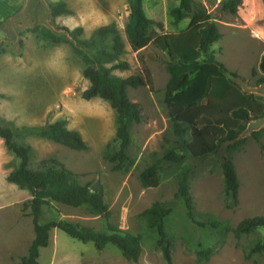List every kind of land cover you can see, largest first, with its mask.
I'll use <instances>...</instances> for the list:
<instances>
[{"label": "rangeland", "instance_id": "374dc122", "mask_svg": "<svg viewBox=\"0 0 264 264\" xmlns=\"http://www.w3.org/2000/svg\"><path fill=\"white\" fill-rule=\"evenodd\" d=\"M195 1L215 17L222 34L213 46L218 60L240 77L244 92L264 97V87L256 86L263 75L259 72L254 76L264 53V2L242 0L234 16L223 11L225 0ZM59 2H65L73 15L53 17L51 6ZM4 4L1 13L6 14L10 7L11 15L2 20L0 27V125L15 133L18 144L32 147L33 170L46 159L61 161L82 184L101 183L110 209V217L104 218L86 209L54 204L45 209L41 223L63 220L98 233L116 230L140 237L142 244L141 256L133 262L113 245L98 252L93 243L85 244L53 230L49 246L40 252L39 264H168L157 231L141 217L155 202L172 208L165 220L170 264H264V253L251 254V249L264 239V228L240 238L228 230L245 219L264 216V134L257 143L252 133H246L241 147L227 143L220 155L204 161L189 155L190 133L184 138L175 134L165 104L170 80L166 64L171 56L167 36L186 27V23H176L170 16L168 0H144L145 11L154 23L153 41L140 52L132 50L125 33L131 0H6ZM111 24L124 43L120 59L130 65L129 70H113L112 75L128 78L146 68L154 81V91L148 87L128 90L129 99L141 107L145 121L132 128L131 167L127 171H115L114 165L104 160L108 149L117 148L118 116L105 100L83 99L89 82L83 75L85 64L74 47L42 41L34 33L36 28L65 33L64 29L81 27L79 39L88 41L99 28ZM196 37L175 43L174 55L184 51L187 59H198L201 53L196 48ZM112 39L109 37L101 47L108 53ZM62 119L67 120L70 130L82 135L88 151L70 150L37 133V129ZM170 154L184 159L167 160ZM221 156L233 158L237 168L241 189L236 208L229 207ZM19 165L20 160L0 139V244H6L5 248L0 246V264H21L35 239L30 209L24 207L32 199L31 193L8 182L9 174ZM151 166L159 168L157 188H146L140 180ZM185 173L190 176L196 223L187 217L183 202L175 198Z\"/></svg>", "mask_w": 264, "mask_h": 264}, {"label": "trees", "instance_id": "16d2710c", "mask_svg": "<svg viewBox=\"0 0 264 264\" xmlns=\"http://www.w3.org/2000/svg\"><path fill=\"white\" fill-rule=\"evenodd\" d=\"M241 4L242 0H225L222 8L223 11H229L236 16ZM168 11L176 23H186L183 31L167 36L171 56L166 64L170 80L166 87L165 104L169 109L175 134L184 138L190 133L187 151L192 158L201 161L220 155L222 146L227 143L233 142V148L241 147L244 140L238 139L246 131L248 124L264 118V97L244 92L239 83L240 77L230 72L226 65L218 60L213 46L222 39V34L214 22L215 17L208 13L203 4L195 0H179V3L168 0ZM51 13L53 17L73 15L65 2L52 5ZM2 25L3 22L0 21V27ZM153 25L145 11L144 0H131L125 33L134 52H140L152 43ZM64 31L65 33H56L50 29L36 28L34 33L42 41L56 45L67 43L74 47L85 64L83 75L89 82V87L82 95L83 99L105 100L118 116L117 148L108 149L104 160L113 164L115 171H127L131 167L129 151L132 144V128L145 121L141 107L129 99L128 90L148 87L154 91L152 74L145 68L128 78L112 75L113 70L130 69V65L120 59L125 47L114 24L99 28L88 41L79 39L83 34L81 27ZM69 36L72 39H69ZM111 36L113 45L111 53H108L101 47ZM194 36L198 38L199 45L196 48H199L201 53L198 59H187L184 51L174 55L172 46L175 43L188 41ZM108 64L111 67H107ZM257 69L254 76L259 72L263 75L256 82V86H260L264 84V53ZM37 133L44 139L76 152L89 150V145L82 135L78 131L70 130L65 119L37 129ZM263 134L264 130L253 132L252 138L260 143ZM0 139L20 160L19 167L9 174L8 182L27 189L32 196L24 207L30 209L35 239L28 254L21 259V264H39L40 252L49 246L53 230L62 231L85 244L93 243L98 252H103L109 245H113L128 261L139 260L142 244L138 236L116 230L111 234L98 233L81 229L63 220L41 223L45 209L53 207L54 204L86 209L93 216L109 218L110 209L105 202L104 187L99 182L82 184L77 174L54 158L43 160L40 168L33 170L31 146L18 144L15 141V133L1 125ZM166 159L181 162L184 158L170 154ZM221 167L229 207L236 208L239 205L241 183L233 158L221 156ZM140 180L146 188H157L160 185L159 168L148 167L141 174ZM175 198L183 202L187 217L196 223L188 173L179 181ZM171 212L170 206L155 202L141 215L147 226L157 231L159 244L168 264L172 262V257L165 220ZM260 228H264V216L245 219L237 228L228 230L240 238L251 235ZM259 253H264V239L251 249V254Z\"/></svg>", "mask_w": 264, "mask_h": 264}, {"label": "water", "instance_id": "95a60500", "mask_svg": "<svg viewBox=\"0 0 264 264\" xmlns=\"http://www.w3.org/2000/svg\"><path fill=\"white\" fill-rule=\"evenodd\" d=\"M260 86L264 87V84ZM251 122L248 124L246 131L240 136L238 141H240L242 139V136L245 135L246 133H253V132L261 131V129L264 128V118L257 119L255 120L254 123H251Z\"/></svg>", "mask_w": 264, "mask_h": 264}, {"label": "crops", "instance_id": "0c3cea01", "mask_svg": "<svg viewBox=\"0 0 264 264\" xmlns=\"http://www.w3.org/2000/svg\"><path fill=\"white\" fill-rule=\"evenodd\" d=\"M6 0H0V6H2V8H5V4H4V2H5ZM7 6V5H6ZM10 7H9V9H8V12H6V14H2L1 13V10H0V21L1 22H4V21H2V20H4V19H6V18H8V17H10ZM217 44V43H216ZM215 45V44H214ZM34 241V240H33ZM3 244L4 245H2V244H0V246H3V248H5L6 247V244H5V242H3ZM5 246V247H4ZM0 250H1V247H0ZM26 256V255H25ZM25 256H23V257H25ZM2 258H5V257H2Z\"/></svg>", "mask_w": 264, "mask_h": 264}]
</instances>
